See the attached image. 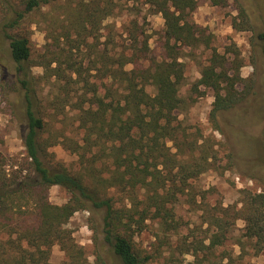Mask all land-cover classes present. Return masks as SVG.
Wrapping results in <instances>:
<instances>
[{"label": "trees", "instance_id": "1", "mask_svg": "<svg viewBox=\"0 0 264 264\" xmlns=\"http://www.w3.org/2000/svg\"><path fill=\"white\" fill-rule=\"evenodd\" d=\"M119 1L77 0L64 6L63 18L42 15L43 28L52 41L41 56L44 75L67 97L73 84L83 90L74 103L78 128L84 134L83 142L73 148L80 167L72 172L63 164L46 161L47 148L58 141L50 143L44 137L49 121L39 98L27 29L29 18L58 0H0V57L9 60L22 101L27 122L23 141L30 165L22 176L10 173L0 151V264H55L51 256L56 244L66 256L60 264H87L89 255L67 226L82 209L102 214L101 236L97 232L94 237L95 264H154L156 253L145 252L134 243L149 221H158L169 236V240L159 236L161 243L155 248L160 252L165 245L158 254L164 256L163 264H229L215 256L229 233L223 217L215 218L218 231L208 244L201 240L192 248L187 241L172 242L175 225L167 185L177 177L186 182L198 176L209 160L203 150L196 156L198 141H190L180 118L189 104L180 95L184 65L175 47L212 50L199 83L215 92L214 114L240 100V67L230 69L228 58L214 45V36L191 19L197 0H147L165 20L163 59H151L146 65L149 40L144 30H133L124 49H113L111 54L97 49L94 65L85 67L75 57L76 50L87 45L90 35L99 38L103 21L115 12ZM212 2L225 6L228 0ZM239 11L243 21H235L234 26L254 29L245 8ZM130 64L133 67L127 69ZM91 70L96 71L97 81L91 80ZM148 86L154 87V93ZM52 186L64 188L69 200L53 203ZM245 196L241 214L247 235L264 248V192ZM187 253L193 255L192 261L175 259Z\"/></svg>", "mask_w": 264, "mask_h": 264}, {"label": "rangeland", "instance_id": "2", "mask_svg": "<svg viewBox=\"0 0 264 264\" xmlns=\"http://www.w3.org/2000/svg\"><path fill=\"white\" fill-rule=\"evenodd\" d=\"M76 1L58 0L54 5L36 12L27 22L33 51L31 64H34L39 98L49 121L44 137L50 139V143L58 141L47 148L46 161L63 164L72 172H77L80 167L79 156L73 148L76 142H83L84 134L78 128V110L74 103L83 90L79 84H73L67 97L52 78L44 75L40 61L52 42L43 28L46 24L42 15L63 18L64 6ZM197 1L198 6L191 13V19L214 36V45L226 55L230 69L240 67L241 78L237 85L240 100L232 108L214 114L215 92L199 83L212 50L206 46L175 47L180 51L179 60L184 65L180 95L189 104L180 118L190 141H198L200 148L195 151L196 156L203 150L209 160L206 170L198 176L186 182L177 177L167 185L172 194L168 205L174 214L175 225L172 242L187 241L192 248L201 240L208 244L213 233L218 231L215 218L220 216L225 218L222 220L227 223L229 233L224 243L218 246L215 256L223 257L224 262L229 264H264V248L258 246L256 238L248 237L246 221L241 214L247 192H264V37L261 36L264 34V0H228L225 6L215 5L212 0ZM239 7L249 13L254 29L239 30L234 26L235 21H243ZM133 30H144V36L149 40L146 65L151 59L165 57V20L147 0H120L115 12L103 21L99 38L90 35L87 45L76 50L75 57L83 61L85 67H90L96 60L97 49L110 51L109 54L113 49H124L130 43V32ZM132 67L130 64L127 69ZM95 73L91 70L89 76L92 81L98 79ZM13 75L7 57H0V151L8 171L22 176L30 166L23 141L27 122ZM147 90L154 93L153 86H148ZM174 151L177 149L174 148ZM177 171L178 168H174V172ZM49 193L50 200L55 204H63L70 198V194L60 186H52ZM101 224V213L82 209L72 216L67 225L89 255L87 264H95L94 237L97 232L101 236ZM164 232L158 221H149L134 238L136 247L156 253L154 264L164 263V256L159 257L158 254L165 245L160 252L156 250L161 243L159 236L169 240ZM65 259L61 247L54 245L51 261L60 264ZM175 259L187 263L194 257L187 253L177 255Z\"/></svg>", "mask_w": 264, "mask_h": 264}]
</instances>
